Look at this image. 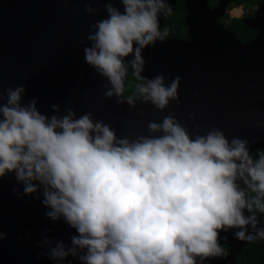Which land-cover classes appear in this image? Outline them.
Instances as JSON below:
<instances>
[{
    "label": "clouds",
    "instance_id": "9594fccd",
    "mask_svg": "<svg viewBox=\"0 0 264 264\" xmlns=\"http://www.w3.org/2000/svg\"><path fill=\"white\" fill-rule=\"evenodd\" d=\"M120 3L123 12L107 5L108 17L93 25L85 61L110 82L105 95L119 98L125 58L132 55L133 75L144 81L138 93L163 110L178 98L180 77L168 86L163 74L142 77V50L168 35L167 29L161 34L158 14L171 6L165 0ZM24 92L23 85L7 88L6 97L0 91V182L13 173L23 185V192L12 190L18 199L39 200L42 190L45 217L75 230L71 247L48 236L37 244L47 246L41 255L55 264L69 256L81 264H197L198 257L202 264L224 254L220 232L240 229L234 239H264L256 215L244 214L254 207L264 212V153L254 162L247 140L229 141L219 130L193 138L173 115L148 123V131L160 135L118 137L92 113L76 118L69 108L49 117L37 109L38 98L23 105ZM128 103L134 106L131 98ZM52 108L59 112L58 104ZM238 182L256 195L248 197ZM5 239L0 229V242Z\"/></svg>",
    "mask_w": 264,
    "mask_h": 264
},
{
    "label": "water",
    "instance_id": "95a60500",
    "mask_svg": "<svg viewBox=\"0 0 264 264\" xmlns=\"http://www.w3.org/2000/svg\"><path fill=\"white\" fill-rule=\"evenodd\" d=\"M231 1L217 0L211 7L209 0H183L189 39L175 38L142 50V77L151 80L163 74L166 86L180 77L178 98H170L160 110L141 95L133 100L134 106L124 94L107 97L110 82L85 61L84 49L93 43L87 37L96 31L93 25L108 17L107 5L123 12L120 0H0V91H5L6 97L7 88L23 85V105L38 98L37 109L49 117L66 115L69 108L76 118L92 113L94 120L115 128L118 137L160 135L150 133L148 123H161L173 115L193 138L219 130L229 141L234 137L247 140L249 154L258 148L264 150V0L252 18L244 19L256 31L248 43L239 42L216 23ZM165 3L173 9L175 1ZM88 5L94 9L92 14L85 10ZM131 59L132 55L125 58V63ZM118 99L123 102L118 103ZM53 104L59 105V112ZM13 188L23 192L22 183L10 173L0 182V229L7 234L0 242V264H55L41 255L47 246L37 244L48 236L71 247L75 230L62 219L53 222L45 217L48 209L41 203L42 190L39 200L34 196L18 199ZM244 214L248 216L246 209ZM258 220L257 227L264 228V220ZM239 230L220 232L218 243L229 247V254L209 257L202 264H234L233 258L242 247L264 240L234 239ZM255 232L249 225L248 233ZM68 261L81 264L71 256L60 264ZM197 264H201L199 257Z\"/></svg>",
    "mask_w": 264,
    "mask_h": 264
},
{
    "label": "trees",
    "instance_id": "16d2710c",
    "mask_svg": "<svg viewBox=\"0 0 264 264\" xmlns=\"http://www.w3.org/2000/svg\"><path fill=\"white\" fill-rule=\"evenodd\" d=\"M217 0H214V4L211 7L216 5ZM261 0H232L226 11H230L233 8L242 7L243 13L240 18H231L226 13V15L216 21V23L221 26L223 29L229 30L239 42L248 43L256 36V31L249 28L245 23L244 19L252 18L259 7ZM210 6V5H209ZM186 16V11L184 9L183 1L176 0L174 4V9L170 13H166L163 18L165 26L160 28L161 34H163L164 29H167L168 35L164 38H171L177 36H184L185 40L189 39V36L185 32L184 19ZM143 80H138L133 75V69L131 68L127 71V75L124 78V97L126 99L131 98L132 100L138 99L140 94L137 91V85L143 83ZM261 153H264L262 149H255L250 153L253 161L255 162ZM248 197L256 195L252 193L250 189L244 185L243 188ZM264 199V198H262ZM256 215L258 219L264 220V212H259L253 208V212L248 215ZM225 254H229L230 248L223 246ZM234 264H264V240L254 241L248 243L246 246L242 247L240 252L233 258Z\"/></svg>",
    "mask_w": 264,
    "mask_h": 264
},
{
    "label": "flooded vegetation",
    "instance_id": "af4514ba",
    "mask_svg": "<svg viewBox=\"0 0 264 264\" xmlns=\"http://www.w3.org/2000/svg\"><path fill=\"white\" fill-rule=\"evenodd\" d=\"M175 2H176V0H174ZM183 1V0H182ZM183 5H184V2H183ZM173 9H174V7H173ZM185 9V8H184ZM167 12H162V13H160V14H158V18L161 20V22H162V27H164L165 26V22H164V18H163V16L166 14ZM184 21H185V19H184ZM184 25H185V23H184ZM161 27V28H162ZM185 32H187V28H186V26H185ZM175 38H178V39H187V38H185L183 35L182 36H177V37H171V38H167V39H163V40H157L155 43H160V42H163V41H167V40H171V39H175ZM154 43V44H155ZM153 45V44H152ZM149 46H151V45H149ZM148 46V47H149ZM126 64V67H127V69H128V71L131 69V65H130V62H126L125 63Z\"/></svg>",
    "mask_w": 264,
    "mask_h": 264
},
{
    "label": "rangeland",
    "instance_id": "374dc122",
    "mask_svg": "<svg viewBox=\"0 0 264 264\" xmlns=\"http://www.w3.org/2000/svg\"><path fill=\"white\" fill-rule=\"evenodd\" d=\"M213 4H214V0H209V5L212 6ZM243 10L244 9L242 7H237V8H233L230 11H226V14L231 18H240L242 16Z\"/></svg>",
    "mask_w": 264,
    "mask_h": 264
}]
</instances>
